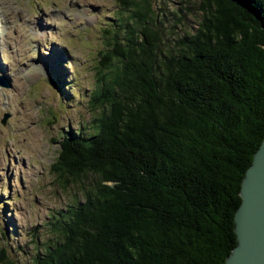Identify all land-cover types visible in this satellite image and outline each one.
<instances>
[{"label":"trees","instance_id":"obj_1","mask_svg":"<svg viewBox=\"0 0 264 264\" xmlns=\"http://www.w3.org/2000/svg\"><path fill=\"white\" fill-rule=\"evenodd\" d=\"M117 1L130 15L100 55V116L50 165L62 185L96 180L50 216L56 237L32 264H224L264 138V0H198L199 24L170 50L149 0Z\"/></svg>","mask_w":264,"mask_h":264},{"label":"rangeland","instance_id":"obj_2","mask_svg":"<svg viewBox=\"0 0 264 264\" xmlns=\"http://www.w3.org/2000/svg\"><path fill=\"white\" fill-rule=\"evenodd\" d=\"M149 3L162 50L199 24L198 0ZM128 15L117 0H0V264H32L56 237L50 216L96 180L62 185L50 165L62 136L92 133L100 55Z\"/></svg>","mask_w":264,"mask_h":264},{"label":"water","instance_id":"obj_3","mask_svg":"<svg viewBox=\"0 0 264 264\" xmlns=\"http://www.w3.org/2000/svg\"><path fill=\"white\" fill-rule=\"evenodd\" d=\"M0 85L9 84L0 81ZM7 115L4 116V124ZM243 176L234 224L238 244L224 264H264V138Z\"/></svg>","mask_w":264,"mask_h":264},{"label":"bare ground","instance_id":"obj_4","mask_svg":"<svg viewBox=\"0 0 264 264\" xmlns=\"http://www.w3.org/2000/svg\"><path fill=\"white\" fill-rule=\"evenodd\" d=\"M4 23V22H3ZM2 29V28H1ZM3 30V29H2Z\"/></svg>","mask_w":264,"mask_h":264}]
</instances>
